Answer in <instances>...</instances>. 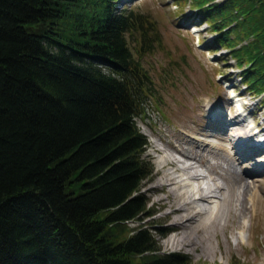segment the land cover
<instances>
[{
	"label": "trees",
	"instance_id": "16d2710c",
	"mask_svg": "<svg viewBox=\"0 0 264 264\" xmlns=\"http://www.w3.org/2000/svg\"><path fill=\"white\" fill-rule=\"evenodd\" d=\"M191 2L264 93V0ZM140 15L117 0H0V264H188L142 222L153 165L136 117L153 89L138 52L157 39Z\"/></svg>",
	"mask_w": 264,
	"mask_h": 264
},
{
	"label": "rangeland",
	"instance_id": "374dc122",
	"mask_svg": "<svg viewBox=\"0 0 264 264\" xmlns=\"http://www.w3.org/2000/svg\"><path fill=\"white\" fill-rule=\"evenodd\" d=\"M117 1L119 7L132 9L142 15L139 16L141 19H150V34L157 39L151 50L141 54L138 52L142 66L151 77L153 89V93L148 94L143 113L136 117L141 130L147 135L146 153L153 165L151 177L145 180L140 189L151 210L144 215L142 222L150 225L162 251L182 252L188 264H264V164L256 165L261 164L259 160H264V144L251 146L249 155L255 157H243L242 153L236 158L234 142L228 137L231 131L238 130L240 135H237L236 141L247 139L240 140L248 135L246 129L252 123L256 126L254 133L261 132L257 138L264 137V93L248 89L242 80V72L249 62L244 60L237 63L228 46L214 42L216 32L191 0ZM227 23L224 28L236 21ZM230 35L233 36L234 31ZM254 36L251 32L242 37L236 47ZM128 40L134 56L137 55L134 40L129 35ZM206 103L213 106L217 113L220 112L218 118H208L209 112L204 107ZM230 120L239 121L238 124L234 123L237 130H228ZM192 133L203 140L194 142ZM209 140L218 144L205 145ZM174 145L188 152L192 150L195 160L203 165L207 163L213 171L221 174L219 181L227 191L229 185L225 182L230 185L234 182L228 206L223 205L225 209L222 214L207 228L199 225V220L184 226L195 218L189 216L185 223L179 219L183 215L181 209L176 208V203L185 200L184 194H180L184 189L172 184L170 188L165 185V176L175 175L179 179L181 174L177 169L182 168V163H172L175 159ZM218 145L229 151L220 149ZM238 149L240 151L242 148ZM191 162L194 160L185 164ZM194 168L201 169L199 165ZM210 183L214 184L213 181ZM172 187L177 192L173 193L170 190ZM251 195H254L253 199L249 198ZM188 206L190 208V203ZM137 224L135 220L127 222L132 229ZM212 224L214 228L210 229ZM161 225L176 228L160 234L158 227ZM184 227L198 235V241L194 239V248H191L187 238L183 239V235H186ZM132 229L126 233L130 234ZM177 232L182 233L174 234ZM194 232L189 231L191 235ZM206 235H209V239L203 240L202 237ZM202 245H205L203 250Z\"/></svg>",
	"mask_w": 264,
	"mask_h": 264
},
{
	"label": "bare ground",
	"instance_id": "6f19581e",
	"mask_svg": "<svg viewBox=\"0 0 264 264\" xmlns=\"http://www.w3.org/2000/svg\"><path fill=\"white\" fill-rule=\"evenodd\" d=\"M204 107H205L206 111L209 112V116L212 119L213 118H218V114L220 115V112L218 111V113H217L215 110H213V106H210L208 103H206V106H204ZM230 121H231V123H229V125L227 127L228 130H230V128L232 130H235L237 128L235 126H236V124L239 123V121L238 122H237V120H234V121L230 120ZM253 122H255V121H253ZM234 123H236V124L234 125ZM252 124H248V125L252 126ZM262 129H264V127H262ZM246 131H247L248 135L242 136V138H240V140L244 139L246 137H247V139L241 140V142H238L235 139L237 137V135H240V132L238 130L237 131H231V134L228 136L229 139L234 142L233 145L235 146L234 153H236L235 154L236 158H239V157H237V155H239V154L242 155V153H243V157H245V156L246 157H252V158L255 157V156H250L249 154H245L244 153V149H243L244 146H246V145L253 146V145L256 144L254 142L260 143V141L264 140V137L257 138L259 136L258 135L259 133L256 134V132L254 133L253 130H249V129H246ZM255 135H256V138L254 139ZM191 138L194 140V142L195 141L198 142V141H202L203 140V138H201L199 135H196V134H193V133L191 134ZM216 142L214 143L212 140H209V141H206L205 145H209V144L217 145L218 143L216 144ZM217 147H219L220 149L223 148V150H225L226 152L229 151L226 147H222L220 145H218ZM238 148H240V149L242 148L243 150L241 149L239 151ZM173 150L178 151L181 155H183L186 158L187 162L189 160H191V161L194 160V162H191L190 164H183L182 163V168L181 169H177L181 173L179 175V179L176 178L175 175L168 174L167 176H165L166 177V181H165L166 184L165 185L167 187L170 188V186H171L170 184H172L174 186H179L181 189H184V191H180V194L183 193L184 197H186V198L189 197L190 198V199L188 198L189 200H186V198H185V200H181L180 202L176 203V208L177 209H181L182 215H183L182 217H179V219H180V221H182V223H185V221L188 219L189 216H191L190 218L195 217L194 219L186 222L184 224V226L191 225L192 223H196V221L199 220V221H201L199 223V225H202V226L207 228V225H209L210 223H213L216 219H218L220 213L222 214L223 208L225 207V206L223 207V205H227L228 206L229 200L232 199V197H230L229 195H230V191H232V187L231 186L233 185L234 182L231 183V185H230V183L225 182V184L229 185V189L227 191L226 186L222 185L221 182L219 181L220 178H221V174L219 175V174H217V171L216 172H215V170L213 171V169H211V167L208 166L207 163H206V165H203L201 163V161L195 160L196 157L193 156L194 153H192V150L190 152H188L189 150L185 151L184 148L178 147L176 145L173 146ZM207 153H208V150H207ZM210 153H211V151H210ZM257 155H260V154H257ZM166 159L167 158L165 157L164 160H166ZM259 161H262L261 164H256V165L264 164V160L261 159ZM175 162L178 163L179 161L174 159V161L172 163H175ZM257 163H259V162H257ZM197 165H199L201 167V170H203V172H205V173H203V174L199 173L198 172V168H194ZM178 168H179V166H178ZM188 168H189V170H185V169H188ZM190 169H193V171L190 170ZM244 173H247V172H244ZM210 181H213L214 184H211ZM159 184L163 185L162 182H159ZM170 190H173V193L177 192L176 189L173 188V187ZM208 192H210V193H208ZM255 192L256 191H254L253 194ZM191 195H193V198L191 197ZM253 196L254 195H251V196H249V198L253 199L254 198ZM189 203H190V208L188 206ZM212 204H214V205H212ZM213 226H214L213 224L210 225V229L214 228ZM167 227H170L172 229L176 228L175 226H167ZM184 230L186 232V235H183V239L187 238L186 240L189 241V243H190L189 245H191V248H194V245L196 244L194 242V239L195 238L197 239L198 235L195 234V232L192 231V230H186L185 227H184ZM189 231L194 232V234L191 235L189 233ZM181 233L182 232H177V233H174V234L179 235ZM202 239L203 240H208L209 239V235L203 236ZM197 241H198V239H197ZM204 247H205V245H202L201 249L203 250Z\"/></svg>",
	"mask_w": 264,
	"mask_h": 264
}]
</instances>
